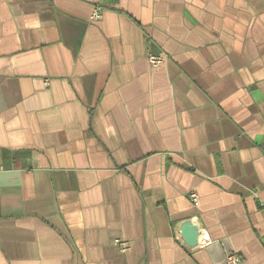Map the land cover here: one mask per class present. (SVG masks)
I'll use <instances>...</instances> for the list:
<instances>
[{"label":"crops","instance_id":"0c3cea01","mask_svg":"<svg viewBox=\"0 0 264 264\" xmlns=\"http://www.w3.org/2000/svg\"><path fill=\"white\" fill-rule=\"evenodd\" d=\"M229 254L264 264V0H0V264Z\"/></svg>","mask_w":264,"mask_h":264},{"label":"built area","instance_id":"2783aa9c","mask_svg":"<svg viewBox=\"0 0 264 264\" xmlns=\"http://www.w3.org/2000/svg\"><path fill=\"white\" fill-rule=\"evenodd\" d=\"M98 9L99 8H95V10L93 11V14H92L93 19H98L101 17V13L99 12ZM148 60H149V63L152 67L158 68L164 64V62L166 60V55L164 53H159V54L150 53L148 56ZM190 197L196 206L199 205V196H198L197 192H192L190 194ZM115 244L123 251L127 250L129 248V243L126 241H122L120 239H116ZM227 261L229 263L235 264V263L240 262V257L237 254H229L227 256Z\"/></svg>","mask_w":264,"mask_h":264},{"label":"water","instance_id":"95a60500","mask_svg":"<svg viewBox=\"0 0 264 264\" xmlns=\"http://www.w3.org/2000/svg\"><path fill=\"white\" fill-rule=\"evenodd\" d=\"M179 232L185 243L189 246L195 247L199 244L200 231L190 220L184 221L181 224Z\"/></svg>","mask_w":264,"mask_h":264}]
</instances>
